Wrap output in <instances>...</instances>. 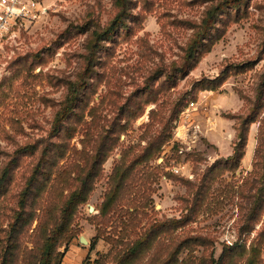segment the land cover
Segmentation results:
<instances>
[{
  "label": "rangeland",
  "instance_id": "374dc122",
  "mask_svg": "<svg viewBox=\"0 0 264 264\" xmlns=\"http://www.w3.org/2000/svg\"><path fill=\"white\" fill-rule=\"evenodd\" d=\"M132 1L136 9L128 22L130 30L99 44L93 63L86 59L85 25L92 19L108 24L115 15L113 0H44L48 12L40 21L0 43V177L5 170L10 174L0 192V237H6L4 231L15 222L19 195L35 176L41 190L33 191L27 211L37 216L32 224L27 222L20 237V243L33 249L42 204L38 195L48 199L47 206L57 208L75 187L66 186L58 195H52L49 186L44 191L47 172L57 162L58 168L75 163L83 171L71 177L89 179V200L75 213L72 239L59 252L62 264H96L111 252L106 231L116 226L98 217L108 194L123 175L126 181L135 179L128 168L144 156L150 138L162 133L166 139L162 152L137 167L143 171L141 178L146 177L145 189L139 192L152 200L146 211L150 218H190L176 230L175 243L165 241L162 249L173 253L179 242L196 239L191 248L184 243L177 264H200L213 252L218 258L225 245L249 247L264 229V208L259 221L244 226L253 208L248 195L255 194L256 148L264 121L251 128L241 167L231 172L220 169L237 140L238 121L233 116L249 113L264 85V0ZM212 6L223 8L212 37L188 59L196 29ZM207 79H218L220 87L203 91ZM74 99L76 108L70 113L75 115L67 116L58 138L54 134L58 113ZM77 115L84 116L79 125ZM69 125L76 130L70 140ZM46 144L52 152L36 173ZM99 152L106 159L101 163L100 156L92 172L84 169L90 156ZM55 178L56 174L51 186ZM197 191L201 199L194 198ZM130 192L126 189L123 195ZM198 200L190 216L188 209ZM111 260L110 256L107 264H114Z\"/></svg>",
  "mask_w": 264,
  "mask_h": 264
},
{
  "label": "trees",
  "instance_id": "16d2710c",
  "mask_svg": "<svg viewBox=\"0 0 264 264\" xmlns=\"http://www.w3.org/2000/svg\"><path fill=\"white\" fill-rule=\"evenodd\" d=\"M132 0H113V7L115 8V15L105 26L100 25L92 21L86 23V33L89 34V41L87 43L88 56L86 59L89 63H93L95 56L97 55L99 44L102 42H109L112 37L116 36L118 32L123 29H129L128 22L135 18V7H132ZM148 5V3H144ZM220 12H223V8L212 6L210 7L202 23L196 29L193 40L190 43V47L187 50V58H193L196 53V47L201 45L203 40L210 39L212 37V30L217 24L218 16ZM130 30V29H129ZM201 47V46H200ZM89 58V59H88ZM187 60L185 58V63H183L180 70H184ZM92 64H89L86 72L90 71ZM218 79L211 80L207 79L206 84L203 85V91H215L220 87L217 85ZM75 101V102H74ZM195 101H192L194 103ZM256 105L250 110L249 113L245 115L233 116L237 119L238 125L236 128V142L233 148V153L227 158L224 165L220 169V172H231L232 170L239 169L243 164L244 157L246 155V148L249 142V135L251 128L258 122L263 125L264 116V85L259 86L258 95L255 99ZM70 102L58 113V120L55 123V133L60 138V131L62 124L66 118L73 116V110L76 108V99L72 100V105ZM75 115V114H74ZM153 115V114H152ZM68 116V117H67ZM84 116L80 115L77 118L76 125L81 124V120ZM232 118V117H231ZM233 118V119H234ZM74 120V118H72ZM73 122V121H72ZM260 126L258 132V173L256 180L253 182V190L255 194L248 195V200L252 204V209L245 216V227H250L252 222H257L260 219V211L264 208V128ZM124 128V127H123ZM74 130L70 125L67 128V136L70 140L75 135ZM148 143V148L144 153V156L137 157L132 165L128 168L130 173L134 171L135 179L130 182L126 181L125 175L120 179L116 180L114 185V190H112L101 208L98 217L102 219H107V223H116V226L111 225L112 230L106 231L109 235L110 244L112 246L111 252L106 255L105 258H100L96 261V264H107L110 256L111 261L114 264H177L178 256L185 248L186 244L188 248H191V244L195 240L187 239L179 242L175 251L173 253L163 250L164 243L173 242L175 243V232L176 230L184 227L190 220L187 216L182 218V220H159L152 219L146 212L150 208L152 202L150 196L139 192L140 189H145L146 177H142L143 171L141 173L140 169L137 167L141 164L151 161L154 157L162 152V147L164 146L166 139L162 133L150 138ZM120 137H117V142ZM61 147V145H60ZM35 148V147H34ZM28 150H24L27 152ZM29 152L34 153L33 150ZM52 151L48 148L47 144L41 152V157L39 160V165L36 170L44 164L47 163L48 153ZM102 152L96 154V156H90V160L87 161L85 168L92 172L100 161V156L102 157L101 163L106 159L105 153L101 155ZM82 155L80 156V158ZM45 158V159H44ZM66 158V153L61 157V160ZM75 160V155L72 154V159ZM261 159V160H260ZM58 163V162H57ZM57 163L54 164L52 171L47 172L49 179L45 180L43 184L44 191L49 186L50 193L52 195H58L64 187L71 186L75 183V187L71 194L64 199V202L59 207L47 206L48 199H43L40 195L42 204L39 219L40 222L34 231V235L37 240L34 239V248L28 250L24 243H20V237L25 232V227L27 222L33 223L35 220L34 213H28L27 206L28 200L33 195V191L37 189L36 192H40V187L35 186V176L28 180L27 185L23 192L19 195V211L16 213L15 222L9 224L6 237H0V264H62V255L59 249L66 243H69L72 239L70 233V224L72 223L73 217L77 212L78 208L88 202L90 183L88 180H79L81 176L76 179L71 177L72 173L79 175L83 169L77 164L68 163L61 168L57 167ZM159 171V168H154ZM129 171L126 169L125 174L129 175ZM56 174V178L53 181V185L49 184L52 176ZM154 175V174H152ZM46 176V177H47ZM65 176V179H64ZM69 176V178H67ZM91 176V175H90ZM140 176V177H139ZM10 174L5 170L4 174L0 177V192L8 181ZM153 179V176L151 177ZM77 182V184H76ZM4 184V185H3ZM258 185V187H257ZM126 189H130L129 195H123ZM150 190V189H149ZM198 197L201 199L203 196L197 191L194 198ZM200 200L190 206L189 214L194 212V207L198 206ZM37 211V210H36ZM35 211V213H36ZM258 211V212H257ZM57 213V216L54 214ZM50 216L52 220H43L44 217ZM245 231V229H244ZM251 231V230H246ZM260 239L254 241L249 247L246 243L244 244H233L232 246H223L220 256L217 258L215 252L211 256L200 262V264H264V229L259 234ZM187 242V243H186ZM186 243V244H184ZM170 246V244H167ZM169 258V259H167Z\"/></svg>",
  "mask_w": 264,
  "mask_h": 264
},
{
  "label": "built area",
  "instance_id": "2783aa9c",
  "mask_svg": "<svg viewBox=\"0 0 264 264\" xmlns=\"http://www.w3.org/2000/svg\"><path fill=\"white\" fill-rule=\"evenodd\" d=\"M47 12L44 0H0V43L10 33L28 30Z\"/></svg>",
  "mask_w": 264,
  "mask_h": 264
},
{
  "label": "water",
  "instance_id": "95a60500",
  "mask_svg": "<svg viewBox=\"0 0 264 264\" xmlns=\"http://www.w3.org/2000/svg\"><path fill=\"white\" fill-rule=\"evenodd\" d=\"M94 210V208L92 207L91 209H90V211H93ZM82 243L83 244H88V240L87 239H85V238H82Z\"/></svg>",
  "mask_w": 264,
  "mask_h": 264
},
{
  "label": "crops",
  "instance_id": "0c3cea01",
  "mask_svg": "<svg viewBox=\"0 0 264 264\" xmlns=\"http://www.w3.org/2000/svg\"><path fill=\"white\" fill-rule=\"evenodd\" d=\"M250 137L252 138V136H251V133H250V135H249V142H250ZM252 140V139H251ZM249 142H248V144H249ZM252 145H253V141H252ZM233 153V152H232ZM232 155V154H231ZM231 155H229V156H231ZM228 156V157H229Z\"/></svg>",
  "mask_w": 264,
  "mask_h": 264
}]
</instances>
